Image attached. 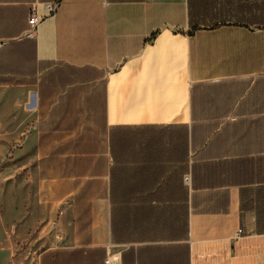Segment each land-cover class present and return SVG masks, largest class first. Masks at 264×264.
Masks as SVG:
<instances>
[{
	"label": "crops",
	"instance_id": "1",
	"mask_svg": "<svg viewBox=\"0 0 264 264\" xmlns=\"http://www.w3.org/2000/svg\"><path fill=\"white\" fill-rule=\"evenodd\" d=\"M224 1L0 0L36 264H264V0Z\"/></svg>",
	"mask_w": 264,
	"mask_h": 264
},
{
	"label": "rangeland",
	"instance_id": "2",
	"mask_svg": "<svg viewBox=\"0 0 264 264\" xmlns=\"http://www.w3.org/2000/svg\"><path fill=\"white\" fill-rule=\"evenodd\" d=\"M223 4L217 22H237L238 17L227 12L230 1ZM0 96V264H36L50 246L35 197L37 120L28 109L21 115L19 100L3 92Z\"/></svg>",
	"mask_w": 264,
	"mask_h": 264
},
{
	"label": "built area",
	"instance_id": "3",
	"mask_svg": "<svg viewBox=\"0 0 264 264\" xmlns=\"http://www.w3.org/2000/svg\"><path fill=\"white\" fill-rule=\"evenodd\" d=\"M154 1H163V0H154ZM43 16L39 15L37 10H33L29 19V23L33 29L37 28L39 23L43 20ZM242 233V230L238 231V234ZM106 264H110V261L107 260Z\"/></svg>",
	"mask_w": 264,
	"mask_h": 264
},
{
	"label": "trees",
	"instance_id": "4",
	"mask_svg": "<svg viewBox=\"0 0 264 264\" xmlns=\"http://www.w3.org/2000/svg\"><path fill=\"white\" fill-rule=\"evenodd\" d=\"M191 24H192V29H193V31L199 29V28L201 27V25H202L200 22H196V23H194V22H193V19L191 20Z\"/></svg>",
	"mask_w": 264,
	"mask_h": 264
}]
</instances>
